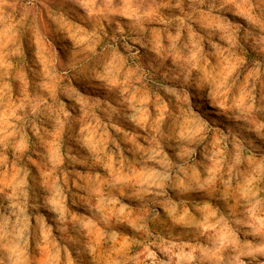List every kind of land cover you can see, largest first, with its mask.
Masks as SVG:
<instances>
[{
    "label": "rangeland",
    "instance_id": "374dc122",
    "mask_svg": "<svg viewBox=\"0 0 264 264\" xmlns=\"http://www.w3.org/2000/svg\"><path fill=\"white\" fill-rule=\"evenodd\" d=\"M0 264H264V0H0Z\"/></svg>",
    "mask_w": 264,
    "mask_h": 264
}]
</instances>
